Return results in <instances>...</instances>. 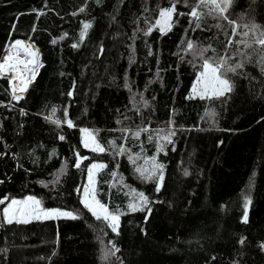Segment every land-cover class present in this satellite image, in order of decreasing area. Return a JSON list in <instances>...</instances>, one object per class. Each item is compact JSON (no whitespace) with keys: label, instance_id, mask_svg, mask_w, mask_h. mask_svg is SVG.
Segmentation results:
<instances>
[{"label":"trees","instance_id":"1","mask_svg":"<svg viewBox=\"0 0 264 264\" xmlns=\"http://www.w3.org/2000/svg\"><path fill=\"white\" fill-rule=\"evenodd\" d=\"M172 2L0 0V62L21 40L38 50L42 63L18 102L0 78V199L7 197L0 210L13 198L33 196L47 208L79 216L0 222V264H264V73L258 52L247 49L251 62L228 74L232 92L189 98L202 61L198 50L211 45L205 55L218 61L235 51L228 41L239 36L213 16H204L199 29L190 24L188 5L198 0H179L171 30L145 35L159 8ZM226 15L264 28V0H233ZM84 23L91 27L81 40ZM138 126L149 129L139 139L121 131ZM81 129L95 131L105 151L85 148ZM169 131L175 133L171 143L157 139ZM121 146L128 151L118 155ZM77 153L87 157L79 168ZM137 154L134 165L129 155ZM153 156L164 165L159 191L155 180L134 171L150 167ZM92 163L106 165L96 176L97 199L125 213L119 235L81 203ZM140 192L149 199L150 215L128 210ZM246 196L252 202L243 223ZM109 241L120 251L103 259Z\"/></svg>","mask_w":264,"mask_h":264},{"label":"snow or ice","instance_id":"2","mask_svg":"<svg viewBox=\"0 0 264 264\" xmlns=\"http://www.w3.org/2000/svg\"><path fill=\"white\" fill-rule=\"evenodd\" d=\"M179 0H173L169 7L159 8L158 18L155 20L154 24L149 25L145 35L150 34L153 29H158L161 33H166L171 30L173 24V16L177 14L176 4ZM233 0H198V2L193 5H188L190 11L187 13L190 16V24L195 23V28H201V21L204 16H213V18H219L226 20L232 29V36H239V39H229L228 46L231 47L233 44L236 45L235 51L230 53L228 56H222L219 60H213L211 57L205 55L209 51L211 45L207 48H200L198 50V55L202 60L200 65L201 71L197 76V80L192 87V92L189 98L199 97L200 99H219L225 96L234 89V84L229 78V73L236 74L239 69H243L246 63L251 62V55L247 49H254L258 52L257 63L260 66V70L264 73V28L254 21L251 23H237L235 20L229 19L226 15L229 8L232 6ZM207 9V12L202 11V9ZM84 9L82 8L81 11ZM178 15H185V13H178ZM243 20V17H241ZM91 25L88 23L83 24V30L80 33V39L83 40L88 28ZM215 27H221L220 24L215 25ZM243 29L242 31H238ZM55 43V41H53ZM76 47L77 45H72ZM255 46V47H254ZM11 48L14 51H9L0 62V75L11 74L8 76L9 80L14 82L12 84V100L19 101L23 99V93L27 91L29 83H31L36 76V68L42 66L38 61V50L33 48V45L25 41L16 40L12 44ZM187 49L192 51L195 49V45L192 41H188ZM214 51V50H213ZM23 54L24 58H21ZM236 56L240 59L235 63H230L231 60H235ZM127 86V85H126ZM70 94V93H69ZM147 103V102H145ZM55 110H53L54 112ZM66 115V113H65ZM68 127H73V122L67 120ZM57 124L60 121H56ZM123 133L131 132V135L135 139H139L142 132H148V128L139 127L137 130L132 131L130 129H121ZM84 135L83 146L85 148H90L92 152H104L105 148L102 147L96 140V132L90 131L89 129H81ZM175 133L169 131L163 137L157 134V139H163L168 143H171V136ZM61 140L64 139L63 136L60 137ZM127 139V136H125ZM149 141L153 139L150 135L148 137ZM113 147H115V142H110ZM158 150L162 151L164 145H157ZM127 149L123 146L119 147L117 150L118 155L124 154ZM87 157H80L77 153V160L75 162V167L79 168L83 160ZM139 159L137 154L135 157L129 155V160L135 165L136 160ZM151 166H136L134 171L139 174L141 179L155 180L157 182V191L160 190V186L163 182V168L164 165L156 162V157L150 158ZM149 163V159H145V164ZM106 167L102 163H92L87 168V179L88 183L83 188V199L81 203L84 208H86L93 217L98 221H103L112 230V232L119 235V222L120 217L125 213L120 212L119 209L112 211L109 209L108 205L102 203L97 199L96 190V175L98 170H103ZM188 173L185 172V175ZM113 178L117 176L116 172L111 174ZM7 197L0 199V204H4ZM251 197L246 196L244 200V212L242 217V222H248V208L251 205ZM149 199L143 192L137 193L132 201L128 204V210L131 212L145 211L147 210L148 215L151 214V209L148 208ZM3 219L8 223H28L31 219H57V218H67L76 220L79 216L71 211H63L61 209H45L42 207L40 200L33 196L26 197L23 200L12 199L10 203L3 208ZM147 221V216L145 217ZM109 243L112 245L110 249L104 252L103 259H107L109 255H115L120 249L115 246L111 241ZM243 244V238L240 240ZM264 249V245H261Z\"/></svg>","mask_w":264,"mask_h":264},{"label":"rangeland","instance_id":"3","mask_svg":"<svg viewBox=\"0 0 264 264\" xmlns=\"http://www.w3.org/2000/svg\"><path fill=\"white\" fill-rule=\"evenodd\" d=\"M239 31V30H238ZM10 49H11V47L9 48V49H7L8 50V52L10 51ZM39 53V52H38ZM8 54V53H7ZM39 61H40V58H39ZM2 62V61H1ZM40 63V62H39ZM202 64V61L199 63V67H198V69H197V75H196V80H197V76L199 75V72L201 71V69H200V65ZM38 69H39V67H38ZM0 78H4V79H7L8 80V83H9V89L11 88L10 87V80H9V78L8 77H6V76H2V75H0ZM194 82H196V81H194ZM10 91H11V89H10ZM191 92H192V89H191ZM11 93V92H10ZM191 95V94H190ZM11 96H12V94H11ZM17 102V101H16ZM82 141H83V138H84V135H83V133H82ZM97 140V139H96ZM82 144H83V142H82ZM87 149H90V148H87ZM101 170H98V173L100 172ZM96 176H98V174L96 175ZM86 177H87V175H86ZM96 179H97V177H96ZM87 183H88V179H87V182H86V184H85V186L87 185ZM26 197H29V196H25V197H22L21 199L20 198H13V199H16V200H23V199H25ZM81 198L83 199V189H82V192H81ZM37 199V198H36ZM12 200V199H11ZM10 200V201H11ZM39 200V199H38ZM10 201L8 202V204L10 203ZM41 201V200H40ZM41 203H42V207L43 208H45V209H56V208H47V207H45V205H43L44 203L41 201ZM8 204H6V205H4V207H2L1 208V210H0V222H4V223H7L4 219H3V208H5ZM63 211H65V210H63ZM61 219H67V218H61ZM35 220H47V219H43V218H41V219H35ZM52 220H60V218H57V219H52ZM31 221H34V219H31L30 220V222ZM13 223H15V222H13ZM8 224V223H7Z\"/></svg>","mask_w":264,"mask_h":264},{"label":"bare ground","instance_id":"4","mask_svg":"<svg viewBox=\"0 0 264 264\" xmlns=\"http://www.w3.org/2000/svg\"><path fill=\"white\" fill-rule=\"evenodd\" d=\"M10 51H14V50H13V49H10ZM21 58H24V57H23V54H21ZM38 61H39V56H38ZM37 72H38V68H36V74H37ZM9 75H11V74H5V75H2V76H6V77H8ZM32 82H33V81H32ZM32 82H31V83H32ZM13 83H14V82L10 81V87H11L10 89H12V84H13ZM31 83H29V85H30ZM29 85H28V86H29ZM25 93H26V92H24L23 94H25Z\"/></svg>","mask_w":264,"mask_h":264},{"label":"water","instance_id":"5","mask_svg":"<svg viewBox=\"0 0 264 264\" xmlns=\"http://www.w3.org/2000/svg\"><path fill=\"white\" fill-rule=\"evenodd\" d=\"M39 57H40V55H39ZM39 62H40V61H39ZM40 64L42 65V63H41V62H40ZM40 67H41V66H40ZM40 67H39V69H40ZM39 69H38V72H37V74H39ZM37 74H36V76H35V79H36V77H37ZM35 79H34V80H35ZM34 80H33V82H34ZM8 86H9V83H8ZM27 91H28V90H27ZM26 93H27V92H26ZM25 95H26V94H25ZM25 95H24V96H25Z\"/></svg>","mask_w":264,"mask_h":264},{"label":"built area","instance_id":"6","mask_svg":"<svg viewBox=\"0 0 264 264\" xmlns=\"http://www.w3.org/2000/svg\"><path fill=\"white\" fill-rule=\"evenodd\" d=\"M14 101V100H13Z\"/></svg>","mask_w":264,"mask_h":264}]
</instances>
